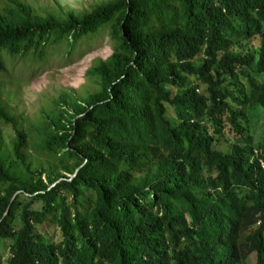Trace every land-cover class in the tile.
<instances>
[{
  "label": "trees",
  "instance_id": "trees-1",
  "mask_svg": "<svg viewBox=\"0 0 264 264\" xmlns=\"http://www.w3.org/2000/svg\"><path fill=\"white\" fill-rule=\"evenodd\" d=\"M6 11L0 69L104 25L114 41L85 69L95 87L59 92L33 136L0 100L13 130L8 142L0 131L6 264H245L248 254L264 264V140L253 145L245 120L264 108V0H104L61 18L16 1ZM48 214L55 239L35 229Z\"/></svg>",
  "mask_w": 264,
  "mask_h": 264
},
{
  "label": "rangeland",
  "instance_id": "rangeland-1",
  "mask_svg": "<svg viewBox=\"0 0 264 264\" xmlns=\"http://www.w3.org/2000/svg\"><path fill=\"white\" fill-rule=\"evenodd\" d=\"M16 1L28 3L37 13H52L55 17L61 18L66 10L81 12L104 0H0V15H7L8 6H12ZM55 29L52 32L58 35L59 30ZM54 42L51 44L52 48L37 61L28 55L23 58L16 56L5 62V69H0V100L5 110L15 118L16 126L24 129L28 136L34 135L33 126L40 123L44 115L49 113L53 106L52 100L57 98L59 92L71 89L76 94L84 95L87 90L95 87L85 69L98 58L106 57L114 45L107 25H104L97 34L81 37L80 43L77 42L75 45L65 44L66 40L65 43ZM251 43L253 45L249 49L255 51L257 38H251ZM193 61L198 63L200 60L195 58ZM252 75L257 80L261 79L259 74ZM237 81L243 86L247 85L246 79L241 75H237ZM166 116L171 123L176 121L172 106L166 105ZM245 120L253 145L264 140V108L259 105L250 108L245 114ZM0 131L4 140L8 142L13 135L12 126L0 123ZM232 139L231 130L224 128L217 147L227 150L229 140ZM192 191V187L186 185L180 193L191 197ZM35 229L48 239L58 237L52 214H48L41 223L35 224ZM7 242V238H0V264H6ZM245 264H254L252 254L247 255Z\"/></svg>",
  "mask_w": 264,
  "mask_h": 264
},
{
  "label": "built area",
  "instance_id": "built-area-1",
  "mask_svg": "<svg viewBox=\"0 0 264 264\" xmlns=\"http://www.w3.org/2000/svg\"><path fill=\"white\" fill-rule=\"evenodd\" d=\"M254 152H256V150H253ZM259 163L262 165V161L261 160H259Z\"/></svg>",
  "mask_w": 264,
  "mask_h": 264
},
{
  "label": "water",
  "instance_id": "water-1",
  "mask_svg": "<svg viewBox=\"0 0 264 264\" xmlns=\"http://www.w3.org/2000/svg\"><path fill=\"white\" fill-rule=\"evenodd\" d=\"M71 175H73V173Z\"/></svg>",
  "mask_w": 264,
  "mask_h": 264
}]
</instances>
